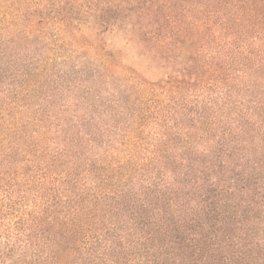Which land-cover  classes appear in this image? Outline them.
Segmentation results:
<instances>
[{"label": "trees", "instance_id": "1", "mask_svg": "<svg viewBox=\"0 0 264 264\" xmlns=\"http://www.w3.org/2000/svg\"><path fill=\"white\" fill-rule=\"evenodd\" d=\"M0 264H264V0H0Z\"/></svg>", "mask_w": 264, "mask_h": 264}, {"label": "rangeland", "instance_id": "2", "mask_svg": "<svg viewBox=\"0 0 264 264\" xmlns=\"http://www.w3.org/2000/svg\"><path fill=\"white\" fill-rule=\"evenodd\" d=\"M104 44H106L108 50L121 53V60L123 64L131 67L132 69L137 68L139 73L142 75V78L145 80L151 82L158 79L156 71L150 68L148 63L140 56V53L136 49L128 47V45L123 42L122 38L116 36V34H106L104 36ZM99 93L100 92L97 94Z\"/></svg>", "mask_w": 264, "mask_h": 264}]
</instances>
